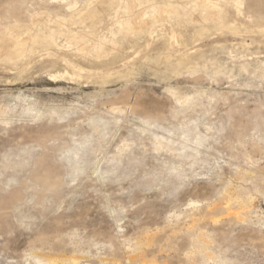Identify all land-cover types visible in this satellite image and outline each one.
Returning a JSON list of instances; mask_svg holds the SVG:
<instances>
[{
	"label": "rangeland",
	"instance_id": "1",
	"mask_svg": "<svg viewBox=\"0 0 264 264\" xmlns=\"http://www.w3.org/2000/svg\"><path fill=\"white\" fill-rule=\"evenodd\" d=\"M106 1L0 0V264H264V0Z\"/></svg>",
	"mask_w": 264,
	"mask_h": 264
},
{
	"label": "bare ground",
	"instance_id": "2",
	"mask_svg": "<svg viewBox=\"0 0 264 264\" xmlns=\"http://www.w3.org/2000/svg\"><path fill=\"white\" fill-rule=\"evenodd\" d=\"M96 1H98V2H103V0H96ZM109 1V0H108ZM108 1H106V2H108ZM141 1V0H140ZM146 1V0H145ZM138 2H139V0H130V10H131V13H133L132 15V18L131 19H129L128 18V21L126 22V24H127V28L125 29V30H127V32L129 33V32H134V33H136L137 31H139L140 32V30H142V28H143V26H145L146 24H147V19H146V17L148 16V15H150L149 13H148V15L146 16V17H144V15H142V11H139V10H137V9H135V8H137V4H138ZM109 3V5H110V3H112V2H108ZM121 3V2H120ZM147 3V2H146ZM224 3V2H223ZM95 4H96V2H95ZM94 4V5H95ZM104 4V3H103ZM149 4V3H148ZM185 4V3H184ZM194 4V3H193ZM97 5H99V4H97ZM102 5V4H101ZM105 5V4H104ZM120 5V4H119ZM139 5V4H138ZM160 5V4H159ZM165 5V4H164ZM169 5V4H168ZM219 5V4H218ZM221 5V4H220ZM171 6V2H170V5H169V7ZM240 6V5H239ZM89 7H91V5L89 4ZM160 7V6H159ZM218 7V6H217ZM216 7V5L215 4H211V3H208L207 2V0L206 1H199V2H196V8H197V10L196 11H198V14L200 15V17L201 18H203V19H205V21H206V19H216V17L217 16H219L218 15V10H219V8H217ZM223 7V6H222ZM98 8V7H97ZM96 8V9H97ZM100 8V7H99ZM153 8V7H152ZM163 8H164V6H163ZM184 8V7H183ZM83 9H84V7H83ZM86 9V8H85ZM87 9H88V7H87ZM156 9H157V7H156ZM162 9V8H161ZM166 10L168 9V8H165ZM220 9H221V7H220ZM224 9V8H223ZM82 10V9H81ZM91 10V9H90ZM95 10V9H94ZM100 10V9H99ZM169 10V9H168ZM170 10H171V8H170ZM172 10H174L175 11V9H173V7H172ZM182 10V9H181ZM189 10V9H188ZM80 11V10H79ZM101 11V10H100ZM99 11V12H100ZM103 11V10H102ZM165 11V10H164ZM82 12V11H81ZM80 12V13H81ZM88 12H90V11H88ZM87 12V10H85L83 13H82V15L81 16H83L85 19H87V18H89V19H93V17L90 15L89 16V13ZM129 12V11H128ZM162 12H163V10H162ZM177 12V11H176ZM176 12H173V13H176ZM78 13V12H77ZM93 13V12H92ZM97 13V12H96ZM101 13V12H100ZM103 13V12H102ZM107 13V12H106ZM171 14H172V12H170ZM129 14V13H128ZM153 14V13H152ZM158 14V13H157ZM168 14V13H167ZM171 14H169V15H171ZM193 14V13H192ZM224 14V13H223ZM73 15V14H72ZM94 15V14H93ZM96 15V14H95ZM155 15V14H154ZM159 15V14H158ZM163 15H164V13H163ZM188 15V14H187ZM98 16V15H97ZM100 16V15H99ZM129 16H131V15H129ZM151 16V15H150ZM225 16V15H224ZM70 17V16H69ZM154 17V16H153ZM96 18V17H95ZM102 18V17H101ZM155 18V17H154ZM218 18V17H217ZM72 19V18H71ZM83 19V18H82ZM150 19H152V18H150ZM202 19V20H203ZM98 20V19H97ZM218 20V19H217ZM225 20V19H224ZM64 21V20H63ZM68 21V20H67ZM83 21V20H82ZM90 21H92V20H90ZM94 21V20H93ZM96 21V20H95ZM94 21V22H95ZM124 21V20H123ZM211 21V20H210ZM216 21V20H215ZM70 22V21H69ZM152 22H153V19H152ZM207 22V21H206ZM220 22V21H219ZM78 23V22H77ZM92 22H90V24H91ZM97 23V22H96ZM216 23V22H215ZM61 24V23H60ZM59 24V25H60ZM80 24V23H79ZM89 24V23H88ZM116 24V23H115ZM125 24V25H126ZM95 25V24H94ZM16 26V25H15ZM14 26V27H15ZM85 26V25H84ZM86 26H88V25H86ZM61 27V26H60ZM83 27V26H82ZM120 27V26H119ZM12 28V27H11ZM10 28V29H11ZM26 28V27H25ZM64 28V27H63ZM93 28V27H92ZM123 28V27H122ZM121 28V29H122ZM18 29V28H17ZM59 29V28H58ZM9 30V29H8ZM13 31H14V29H12ZM11 30V31H12ZM56 30V29H55ZM68 30V29H67ZM74 30V29H73ZM78 30V29H77ZM93 30V29H92ZM91 30V31H92ZM6 31H7V29H6ZM16 31V30H15ZM19 31V30H18ZM60 31V30H59ZM59 31H57V32H59ZM61 31H64V30H61ZM66 31V30H65ZM90 31V32H91ZM8 32V31H7ZM6 32V33H7ZM17 32V31H16ZM20 32V31H19ZM37 32V31H36ZM67 32V31H66ZM121 32V31H120ZM126 32V31H125ZM127 32H126V35H127ZM143 32V31H142ZM38 33V32H37ZM68 33V32H67ZM81 33V32H80ZM124 33V32H123ZM144 33V32H143ZM7 34H9V33H7ZM45 34V33H44ZM79 34V33H78ZM125 34V33H124ZM11 35H14L13 33L11 34ZM21 35V34H20ZM43 35V34H42ZM64 35H65V33H64ZM136 35H137V33H136ZM135 35V36H136ZM2 36V35H1ZM38 36H40L41 37V35H38ZM90 36V35H89ZM5 37H8V36H5ZM16 37H17V34H16ZM65 37H66V35H65ZM11 38V37H10ZM13 39H14V36L12 37ZM35 39H36V37H34ZM38 38V37H37ZM77 40H78V42L77 43H79L81 46H83V47H86L87 45H86V42L89 40L87 37H86V34H85V37L84 36H76L75 37ZM92 38V37H91ZM6 39V38H5ZM4 39V40H5ZM16 39V38H15ZM14 39V40H15ZM20 38L18 37V41L15 43V44H12V43H5V42H1L0 41V57H8V58H10L11 59V61L10 62H12V59H15L16 57H17V55L15 54V52L16 51H14V47H15V45L16 46H19V45H25V43L26 42H28L30 39L29 38H27V37H25V38H22V39H20ZM48 39V38H47ZM93 39V38H92ZM124 39H125V37H124ZM13 40V41H14ZM32 40H34L33 38H31V40L29 41V42H31ZM37 40V39H36ZM36 40H34L35 42H36ZM44 40V39H43ZM71 40V39H70ZM97 41H98V39H96ZM113 40V39H112ZM11 41V39L9 40V42ZM41 41V40H40ZM92 42H93V40H91ZM99 41H101V40H99ZM107 42H108V40H106ZM8 42V41H7ZM37 42H39V41H37ZM90 42V41H89ZM91 42V43H92ZM106 42V43H107ZM116 42V41H115ZM114 42V43H115ZM119 42H121L120 40H119ZM41 43H43V42H41ZM72 43V42H71ZM95 43H97V42H95ZM100 42H98V44H99ZM105 43V44H106ZM109 43V42H108ZM27 44V43H26ZM32 44V43H31ZM34 44V43H33ZM45 44H47L46 43V41H45ZM50 44V43H49ZM104 44V43H103ZM112 44H113V41H112ZM118 44V43H117ZM92 45H93V43H92ZM95 45V44H94ZM110 46H111V44H109ZM55 46V45H54ZM78 46V45H77ZM96 46V45H95ZM101 46V45H100ZM110 46H108L109 48H111ZM116 46V45H115ZM119 46V45H118ZM89 47H90V45H89ZM103 47V45L101 46V47H98V48H102ZM106 47V46H105ZM104 47V48H105ZM114 47V46H113ZM78 48V47H77ZM92 48H93V46H92ZM91 48V49H92ZM96 48V47H95ZM95 48H93V49H95ZM116 48V47H115ZM19 49V48H18ZM97 49V48H96ZM99 50V49H98ZM111 50V49H110ZM117 50V49H116ZM81 51V50H80ZM82 51H83V49H82ZM85 51H86V49H85ZM94 51V50H93ZM103 52V50L101 49L100 50V53H102ZM96 52V51H95ZM119 52H121V51H119ZM17 53V52H16ZM88 53H90L91 54V50L88 52ZM98 53V52H97ZM18 54V53H17ZM25 54V53H24ZM24 54H22L23 56H25ZM27 54V53H26ZM19 56V55H18ZM94 56V55H93ZM98 56H99V53H98ZM98 56H96V57H98ZM20 57H21V55H20ZM18 59V58H17ZM21 59V58H20ZM165 59H166V57H165ZM167 60V59H166ZM6 61H7V59H6ZM15 61V60H14ZM13 61V62H14ZM17 61V60H16ZM169 63V62H168ZM179 65V64H178Z\"/></svg>",
	"mask_w": 264,
	"mask_h": 264
}]
</instances>
